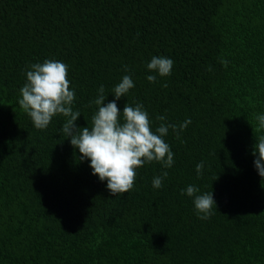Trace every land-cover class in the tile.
I'll use <instances>...</instances> for the list:
<instances>
[{
	"label": "trees",
	"instance_id": "trees-1",
	"mask_svg": "<svg viewBox=\"0 0 264 264\" xmlns=\"http://www.w3.org/2000/svg\"><path fill=\"white\" fill-rule=\"evenodd\" d=\"M153 56L174 61L170 75L147 68ZM46 59L68 65L80 127L99 87L107 103L124 75L134 87L121 111L142 104L153 131L190 118L164 137L173 165L146 163L113 196L64 136L67 117L40 130L18 105L26 72ZM259 114L264 0H0V264H264ZM189 185L212 191L210 218L181 194Z\"/></svg>",
	"mask_w": 264,
	"mask_h": 264
},
{
	"label": "clouds",
	"instance_id": "clouds-1",
	"mask_svg": "<svg viewBox=\"0 0 264 264\" xmlns=\"http://www.w3.org/2000/svg\"><path fill=\"white\" fill-rule=\"evenodd\" d=\"M227 65V61H221ZM174 61L164 56H153L147 64L150 71L158 73L161 77L171 74ZM127 71V66H125ZM149 82H155V75H148ZM134 82L129 75H124L114 87V99L105 103L104 86L98 89V96L93 103L98 111L92 116L91 127H80L75 122L81 115L73 111L72 105L76 93L71 88L68 79V65L57 60H44L43 63L31 65L26 72V83L20 88L21 98L18 105L22 108L36 129L43 130L51 123L54 116L67 117L62 126L65 137L70 138V144L79 150V159L89 160L92 174L100 181H106L108 191L113 195H122L132 190L137 177V169L146 163L159 162L164 168H170L174 163V153L170 145L164 140L169 128L182 132L191 119H186L177 125L160 123L153 131L152 120L143 105L135 106L124 104L122 111L117 105L121 97H125ZM158 121H165L163 115L157 116ZM257 131L264 130V114L256 117ZM255 157L253 163L260 177L264 178V134L259 135L252 146ZM204 163L196 165L197 176L202 175ZM168 173L162 172L152 180L153 188H161L163 180ZM181 194L193 197L194 207L201 219H208L216 210V201L212 191L199 194V189L189 185L181 190Z\"/></svg>",
	"mask_w": 264,
	"mask_h": 264
}]
</instances>
